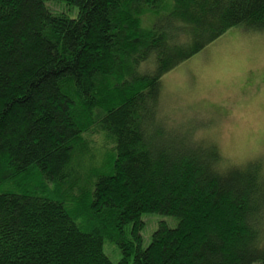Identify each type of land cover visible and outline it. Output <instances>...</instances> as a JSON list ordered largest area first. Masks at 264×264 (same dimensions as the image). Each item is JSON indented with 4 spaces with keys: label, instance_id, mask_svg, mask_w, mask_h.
I'll return each mask as SVG.
<instances>
[{
    "label": "trees",
    "instance_id": "trees-1",
    "mask_svg": "<svg viewBox=\"0 0 264 264\" xmlns=\"http://www.w3.org/2000/svg\"><path fill=\"white\" fill-rule=\"evenodd\" d=\"M237 26L264 0H0V185L31 186L0 193V264H264V176L157 127L162 77ZM154 213L178 225L144 247Z\"/></svg>",
    "mask_w": 264,
    "mask_h": 264
},
{
    "label": "rangeland",
    "instance_id": "rangeland-1",
    "mask_svg": "<svg viewBox=\"0 0 264 264\" xmlns=\"http://www.w3.org/2000/svg\"><path fill=\"white\" fill-rule=\"evenodd\" d=\"M47 5L72 18L79 12L77 7L65 3L51 1ZM163 22L162 17H143L147 29ZM161 82L160 115L166 119L165 127L162 123L157 127L166 130V138L171 135L166 127H177L181 137L192 133L204 148L217 146L227 168L259 170L264 176V31L233 27L166 73ZM99 136V143L87 155L96 156L99 167L107 169L111 159L108 139L103 133ZM33 173L30 177L40 183V175ZM28 188L31 186L22 182L6 183L0 185V193H22ZM142 219L146 225L142 232L144 247L151 243L161 222L170 227L178 225L175 217L162 214H145ZM76 221L82 224L83 220ZM104 251L114 263L123 256L118 246L107 240Z\"/></svg>",
    "mask_w": 264,
    "mask_h": 264
}]
</instances>
